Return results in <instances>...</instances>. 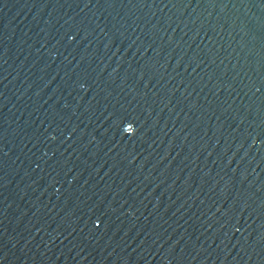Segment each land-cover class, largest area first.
<instances>
[{"label":"water","instance_id":"95a60500","mask_svg":"<svg viewBox=\"0 0 264 264\" xmlns=\"http://www.w3.org/2000/svg\"><path fill=\"white\" fill-rule=\"evenodd\" d=\"M0 264H264V0H0Z\"/></svg>","mask_w":264,"mask_h":264}]
</instances>
